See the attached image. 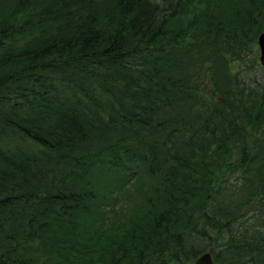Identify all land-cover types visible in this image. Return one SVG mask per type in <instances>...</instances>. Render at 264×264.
<instances>
[{"label":"trees","instance_id":"obj_1","mask_svg":"<svg viewBox=\"0 0 264 264\" xmlns=\"http://www.w3.org/2000/svg\"><path fill=\"white\" fill-rule=\"evenodd\" d=\"M262 31L264 0H0V264H264V68L228 60Z\"/></svg>","mask_w":264,"mask_h":264},{"label":"rangeland","instance_id":"obj_2","mask_svg":"<svg viewBox=\"0 0 264 264\" xmlns=\"http://www.w3.org/2000/svg\"><path fill=\"white\" fill-rule=\"evenodd\" d=\"M262 32H264V31H262ZM257 39L254 42H250L246 46H244V49L240 52V54L235 55V56L230 55L229 59H228L229 62L233 66L235 64H240V65H243V64L254 65L255 64L256 65L257 63H260V65L257 66V73L259 75H261L262 74V73H260L261 66H262L261 62H260L261 51H260V47L258 45ZM138 173L142 174L143 181H144V183H146V181H147V177L145 176L146 172L144 173L143 170L141 169V170L137 171L135 173V175ZM132 176H134V175H132Z\"/></svg>","mask_w":264,"mask_h":264},{"label":"water","instance_id":"obj_3","mask_svg":"<svg viewBox=\"0 0 264 264\" xmlns=\"http://www.w3.org/2000/svg\"><path fill=\"white\" fill-rule=\"evenodd\" d=\"M258 44H259L260 51H261L260 61L264 67V32H261L259 34ZM193 264H215V262H214L212 253L211 252H205L202 255H200L198 258H196V260Z\"/></svg>","mask_w":264,"mask_h":264}]
</instances>
